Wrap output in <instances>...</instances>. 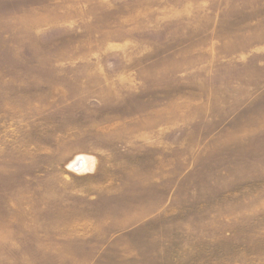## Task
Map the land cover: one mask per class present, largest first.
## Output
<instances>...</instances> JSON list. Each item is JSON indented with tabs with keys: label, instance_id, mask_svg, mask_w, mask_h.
I'll return each mask as SVG.
<instances>
[{
	"label": "rangeland",
	"instance_id": "rangeland-1",
	"mask_svg": "<svg viewBox=\"0 0 264 264\" xmlns=\"http://www.w3.org/2000/svg\"><path fill=\"white\" fill-rule=\"evenodd\" d=\"M0 264H264V0H0Z\"/></svg>",
	"mask_w": 264,
	"mask_h": 264
},
{
	"label": "bare ground",
	"instance_id": "bare-ground-1",
	"mask_svg": "<svg viewBox=\"0 0 264 264\" xmlns=\"http://www.w3.org/2000/svg\"><path fill=\"white\" fill-rule=\"evenodd\" d=\"M91 166H92V163L89 160V158L85 156H81L76 159V161L72 164L71 167L74 169L76 168V170L78 169L81 171H86V170H89Z\"/></svg>",
	"mask_w": 264,
	"mask_h": 264
}]
</instances>
